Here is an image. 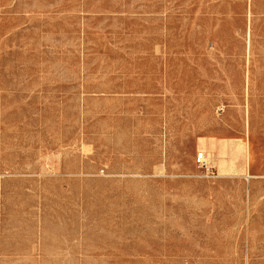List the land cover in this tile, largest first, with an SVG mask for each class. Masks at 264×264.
<instances>
[{
  "label": "rangeland",
  "instance_id": "374dc122",
  "mask_svg": "<svg viewBox=\"0 0 264 264\" xmlns=\"http://www.w3.org/2000/svg\"><path fill=\"white\" fill-rule=\"evenodd\" d=\"M0 264H264V0H0Z\"/></svg>",
  "mask_w": 264,
  "mask_h": 264
},
{
  "label": "built area",
  "instance_id": "2783aa9c",
  "mask_svg": "<svg viewBox=\"0 0 264 264\" xmlns=\"http://www.w3.org/2000/svg\"><path fill=\"white\" fill-rule=\"evenodd\" d=\"M196 162L197 164L201 165V166H207V155L205 152H200L197 154L196 157Z\"/></svg>",
  "mask_w": 264,
  "mask_h": 264
}]
</instances>
